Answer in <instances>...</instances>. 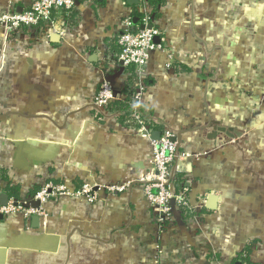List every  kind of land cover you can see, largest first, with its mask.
<instances>
[{"label": "crops", "instance_id": "0c3cea01", "mask_svg": "<svg viewBox=\"0 0 264 264\" xmlns=\"http://www.w3.org/2000/svg\"><path fill=\"white\" fill-rule=\"evenodd\" d=\"M31 1L0 0V15L25 12ZM157 11L161 50L146 66L138 101L135 68L118 62L117 30L125 18H137L140 30L152 12L146 0H74L54 14L49 35L0 26V128L17 146L0 155V195L17 192L26 204L45 186L51 195L44 227L35 215L0 221V264H241L250 238V262L264 264L262 108L242 105V126L233 127L227 94L209 82L220 69L225 80L232 65L264 70V0H161ZM101 82L118 99L97 107ZM127 98L137 110L123 124L111 108ZM219 128L239 136L210 138ZM166 130L184 155L176 191L202 203L161 229L137 179L152 135ZM84 184L125 189L100 191L89 204L77 196ZM209 195L215 211L205 208Z\"/></svg>", "mask_w": 264, "mask_h": 264}, {"label": "built area", "instance_id": "2783aa9c", "mask_svg": "<svg viewBox=\"0 0 264 264\" xmlns=\"http://www.w3.org/2000/svg\"><path fill=\"white\" fill-rule=\"evenodd\" d=\"M73 8L74 0H32L29 9L25 12L19 14L14 11H7L1 14L0 26L6 31L27 28L31 31H43L44 34L48 33L47 35H49L52 32V18L54 14L62 10L70 11ZM143 21L145 27L151 25V28L136 30L132 26L131 20L125 18L117 30V44L120 49L118 62L124 67L135 68L134 76L138 89L135 100L137 101L143 90V77L151 55L161 50V46L153 41L154 38L161 35V30L149 18L146 17ZM117 99L118 95L111 84L101 82L97 95L94 98V105L104 107L113 104ZM138 122L141 124L140 121ZM147 130V128L142 127L144 134L145 132L148 133ZM146 135L150 138L148 134ZM151 142L152 152L147 160V170L137 179V182L142 185L145 199L149 207L157 215L156 222L158 223V227L170 229L172 228V222L176 218V212L187 210L196 214L202 200H199L197 205L196 202H192L185 197L186 189H182L180 192L176 191L175 183L177 176L185 172L179 170L181 168L180 159L184 155L178 153V144L173 132L166 130L160 134L157 140H152ZM175 161L176 163H174ZM174 164L176 165L174 166ZM124 189V186L105 187L102 185L84 184L77 196L79 195L85 198L89 204H93L96 202L100 191L114 195ZM59 195H62L61 191H59ZM50 196L48 187L45 186L41 192L35 194L29 200L31 201L29 204L9 197L7 204L0 206V216L2 218H10L12 216L29 218L35 215L42 220L44 227L47 213L42 207V203L47 201Z\"/></svg>", "mask_w": 264, "mask_h": 264}, {"label": "rangeland", "instance_id": "374dc122", "mask_svg": "<svg viewBox=\"0 0 264 264\" xmlns=\"http://www.w3.org/2000/svg\"><path fill=\"white\" fill-rule=\"evenodd\" d=\"M150 12V11H149ZM154 21V20H153ZM232 27H237L235 22H231ZM234 30V29H233ZM236 30V28H235ZM239 32L232 31L231 38L235 43H238ZM236 40V41H235ZM238 51V50H236ZM234 53V51H232ZM237 53L235 54L234 59L237 58ZM261 66L255 65L252 62L250 65H232L230 66L231 74L229 77H226L223 80V75L221 74V69L216 73L215 77L209 82L216 85V89L219 88L221 91L224 89V95H226L225 99L230 101V108L232 112L231 117V125L233 127H241L239 123L242 122L244 116V106L246 105L247 111H252V109L260 110L262 108V115L264 116V70L260 68ZM263 76V77H262ZM0 88H4V83L0 84ZM1 102V98H0ZM244 103V104H243ZM13 104V102L11 103ZM241 108V109H240ZM264 118V117H263ZM3 116L0 115V122H2ZM254 123H258L259 121L256 117L253 119ZM1 127V124H0ZM0 128V155L4 156L6 153L9 154L12 151V148H17V146H12L9 143ZM8 143V144H6ZM6 144V145H5ZM13 149V151H14ZM253 238L248 240L247 246H251ZM16 256H21L22 253H16ZM10 258L12 259V254H10ZM15 260V256L14 259Z\"/></svg>", "mask_w": 264, "mask_h": 264}, {"label": "trees", "instance_id": "16d2710c", "mask_svg": "<svg viewBox=\"0 0 264 264\" xmlns=\"http://www.w3.org/2000/svg\"><path fill=\"white\" fill-rule=\"evenodd\" d=\"M146 4H148L151 9L152 12L147 16V18H149L150 21L155 20L156 18H158L159 14H158V9L161 5V0H146ZM139 17H141L140 19L142 20L143 16L142 15H138ZM126 90V89H125ZM124 90V92H125ZM127 92V91H126ZM129 96V95H127ZM128 100L125 103H121V102H117L112 108H111V112H114L116 114L119 115V121L121 123L124 124V122H129V119L132 111H136L137 110V106L133 103V101L129 100V98H127ZM139 110V108H138ZM183 181L179 180V178L177 177V181L175 183L176 189L179 188L181 189L183 186ZM10 197H15L17 195V192L11 193L9 194ZM249 251H250V246H246L244 253L242 254V256L239 257V261L241 264H253L250 262L248 255H249Z\"/></svg>", "mask_w": 264, "mask_h": 264}, {"label": "water", "instance_id": "95a60500", "mask_svg": "<svg viewBox=\"0 0 264 264\" xmlns=\"http://www.w3.org/2000/svg\"><path fill=\"white\" fill-rule=\"evenodd\" d=\"M127 3L130 6L138 5L139 0H127ZM138 21L139 20L137 18H133L132 19L133 25H136L138 23ZM139 28H140V30L150 29L151 25H147L145 27L143 24H141L139 26ZM153 41H154V43H157L159 41V38L156 37V38H154ZM220 134H223L226 137L231 138V139L234 138L235 136H239V133L237 132V129H235V128H219V129L215 130L213 132V134L210 135V138L215 139ZM159 136H160L159 133H154L152 135V139L157 140L159 138ZM8 198H9V196L7 194H1L0 195V206H5L7 204ZM217 201H218V199L216 196L209 195L207 197V200L205 203V208L207 210H210V211H215L217 208ZM2 219H3L2 216H0V221ZM37 221H38L37 217L32 218V222H33L34 226L36 225ZM2 233L3 232L0 231V236L2 235ZM237 264H239V263H237Z\"/></svg>", "mask_w": 264, "mask_h": 264}]
</instances>
